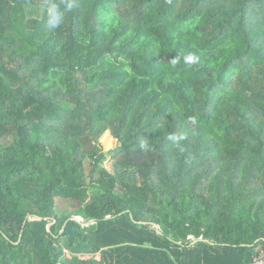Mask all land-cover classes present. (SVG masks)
I'll return each instance as SVG.
<instances>
[{"label":"trees","instance_id":"16d2710c","mask_svg":"<svg viewBox=\"0 0 264 264\" xmlns=\"http://www.w3.org/2000/svg\"><path fill=\"white\" fill-rule=\"evenodd\" d=\"M261 250L264 0H0V264Z\"/></svg>","mask_w":264,"mask_h":264},{"label":"rangeland","instance_id":"374dc122","mask_svg":"<svg viewBox=\"0 0 264 264\" xmlns=\"http://www.w3.org/2000/svg\"><path fill=\"white\" fill-rule=\"evenodd\" d=\"M102 145L104 147L105 152H109L113 149H115L116 146H118V142L111 136V135H106L101 139ZM104 167L108 169L109 171L113 172V166L112 162L108 159L103 163ZM57 207L58 210L61 211H70L73 209V206L70 204L69 201L59 198L57 200Z\"/></svg>","mask_w":264,"mask_h":264},{"label":"built area","instance_id":"2783aa9c","mask_svg":"<svg viewBox=\"0 0 264 264\" xmlns=\"http://www.w3.org/2000/svg\"><path fill=\"white\" fill-rule=\"evenodd\" d=\"M252 264H264V250H261L259 254L253 259Z\"/></svg>","mask_w":264,"mask_h":264},{"label":"water","instance_id":"95a60500","mask_svg":"<svg viewBox=\"0 0 264 264\" xmlns=\"http://www.w3.org/2000/svg\"><path fill=\"white\" fill-rule=\"evenodd\" d=\"M38 219H42V217H38ZM71 219H75V220H78V221H81L82 220V218L79 217V216H73V217H71ZM51 225L52 224H50L49 227H51Z\"/></svg>","mask_w":264,"mask_h":264},{"label":"clouds","instance_id":"9594fccd","mask_svg":"<svg viewBox=\"0 0 264 264\" xmlns=\"http://www.w3.org/2000/svg\"><path fill=\"white\" fill-rule=\"evenodd\" d=\"M189 59H191V57H189Z\"/></svg>","mask_w":264,"mask_h":264}]
</instances>
